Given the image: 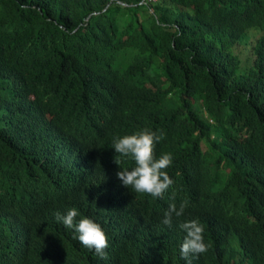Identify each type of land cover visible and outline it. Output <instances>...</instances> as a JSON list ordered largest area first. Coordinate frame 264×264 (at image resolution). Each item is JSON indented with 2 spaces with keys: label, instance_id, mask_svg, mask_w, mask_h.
<instances>
[{
  "label": "trees",
  "instance_id": "trees-1",
  "mask_svg": "<svg viewBox=\"0 0 264 264\" xmlns=\"http://www.w3.org/2000/svg\"><path fill=\"white\" fill-rule=\"evenodd\" d=\"M144 128L163 198L116 176L113 138ZM72 207L107 260L57 222ZM192 219V264H264V0H0V264H186Z\"/></svg>",
  "mask_w": 264,
  "mask_h": 264
},
{
  "label": "clouds",
  "instance_id": "clouds-1",
  "mask_svg": "<svg viewBox=\"0 0 264 264\" xmlns=\"http://www.w3.org/2000/svg\"><path fill=\"white\" fill-rule=\"evenodd\" d=\"M163 135H158L151 129L144 128L131 135L114 137L112 148L119 157L130 158L126 169L116 173L117 178L123 186L134 189L136 193L148 194L152 198H163L164 193L173 185L166 169L172 163L171 153L161 154L159 158L155 155V145L163 140ZM115 163L119 165V158L115 157ZM134 167L128 170L132 164ZM175 193L172 198L174 199ZM94 202H97L94 199ZM187 201L182 202L179 207L171 203L164 213L162 223L171 226L173 217L183 216ZM57 222L63 227L73 229L77 234L80 244L100 257L107 260L106 249L109 247V239L100 222L93 216L80 213L75 207L69 208L64 214H55ZM186 234L180 246V256L186 264H192V259L208 250L204 242V227L198 219H192L179 224Z\"/></svg>",
  "mask_w": 264,
  "mask_h": 264
}]
</instances>
